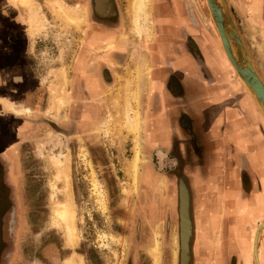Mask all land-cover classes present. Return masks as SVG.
Instances as JSON below:
<instances>
[{"label":"rangeland","instance_id":"obj_1","mask_svg":"<svg viewBox=\"0 0 264 264\" xmlns=\"http://www.w3.org/2000/svg\"><path fill=\"white\" fill-rule=\"evenodd\" d=\"M10 1L18 2L25 12L23 14L29 28L33 59L31 71H28L29 77L26 76L23 86L19 87L15 102L12 100L13 76L8 75V84L0 81V150L10 160L12 168L9 176L16 186L19 166L21 172L20 199L16 203L12 199L10 220H13L14 212L18 211L19 225L15 232L14 229L11 230L13 226H8L7 250L2 264H66L75 256H79L82 264H178L177 216L162 223L161 230V221H158L152 230L145 219L135 216L133 208L141 166L146 163L142 151H147L143 140L139 138L142 118L138 107L139 83L135 81H140L142 74L148 75L149 67L146 62L140 63L137 68L135 64L133 69L127 65V79L119 78L114 93L108 94V108L105 109L107 115L97 130L87 133L90 135L89 139L84 140L74 132L61 133L60 129L70 126L69 120L63 115L68 102L66 73L78 44L77 39L84 33L80 30L86 24V9L77 4L79 0H29L28 4L21 3V0ZM132 1L134 2L122 0L121 3L122 15L126 21L124 32L128 36L126 42L131 43L129 52L134 57L135 52H140L137 50L138 40L152 42L154 32L152 3L149 0L151 39L131 33ZM201 1L204 4L203 16L211 21L206 2L200 0L201 4ZM226 2L229 9L231 2ZM58 5L74 19H80V27L65 23L58 12ZM230 15L232 18L231 12ZM248 55L251 58V53L248 52ZM13 63L14 58L11 61H2L0 58V66L11 64L5 70L11 71ZM77 63L80 64V60ZM130 69L132 70L129 71ZM90 83L94 86L93 82ZM59 99L64 102L60 107ZM35 102L37 108L33 106ZM126 110L128 116L132 117L134 111L138 114L133 134L123 128L126 127ZM21 117L27 119L17 122L16 118ZM39 119L37 123L36 120ZM15 142L17 147L14 153ZM135 146L138 148L140 160L137 172L133 175L130 161ZM171 156L168 155L167 160L161 152L152 150L146 158L156 173L169 172L176 176V181L180 177L183 179L185 176L182 174L180 162ZM54 158H58L60 164L68 162L69 189L77 239L73 246L67 244L63 225L54 220V207L65 200L60 192L63 183L57 180L58 168L54 164ZM154 184L155 182L151 186ZM156 187L165 194L166 184L162 180L156 182ZM216 218L220 222V216L216 215ZM256 225L264 226L259 223ZM136 227H140L139 234ZM256 227L253 225L246 232L229 228L228 238L231 239V245L227 250L232 249L239 253V264H259L249 248L251 230ZM261 230L264 229H260L258 235ZM198 232V240L209 242L205 229ZM156 234L159 242L157 252L154 251ZM257 238L255 252L257 253L258 248L260 264H264V237ZM141 239V244H137ZM218 241L216 243L220 242ZM191 244L193 249V239ZM241 246L245 249H241ZM15 248L18 250L17 257H13ZM200 248L194 246L190 264H206V252ZM216 251L220 259L223 252L219 246ZM9 252L12 257H9ZM51 254H56L57 257L51 258Z\"/></svg>","mask_w":264,"mask_h":264},{"label":"crops","instance_id":"obj_2","mask_svg":"<svg viewBox=\"0 0 264 264\" xmlns=\"http://www.w3.org/2000/svg\"><path fill=\"white\" fill-rule=\"evenodd\" d=\"M176 2L151 0L152 11L155 7V13L159 12L152 15L156 19L152 22L154 39L143 51L137 46L140 52L134 57L128 52L114 81L117 79V87L119 78L127 79V65L133 69L135 64L137 68L146 62L149 67L148 75L142 74L140 81H135L139 83L142 118L139 138L147 148L142 153L146 158L150 151L157 150L163 158L168 160L172 155L180 162L189 191L192 231L198 238V230H206L209 242L199 243L203 251H208L222 245L225 221L230 223L228 229L242 232L264 222V114L227 64L212 22L203 16V2L193 0V25L175 18ZM230 2L233 23L264 82V0ZM15 11L0 5V18L7 15L9 21L6 27L0 22V58H14L11 71L5 70L11 64L1 65L0 81L3 74L13 76V98L33 52L30 38L26 42L20 27H15ZM7 30L12 34H6ZM5 80L8 84V76ZM147 160L145 168L154 171ZM159 178L169 189L168 199H172L175 213L179 182L168 172L159 174ZM224 202L227 207L222 211ZM219 214L222 226L217 222ZM219 225L220 242L216 243L217 233L213 231Z\"/></svg>","mask_w":264,"mask_h":264},{"label":"flooded vegetation","instance_id":"obj_3","mask_svg":"<svg viewBox=\"0 0 264 264\" xmlns=\"http://www.w3.org/2000/svg\"><path fill=\"white\" fill-rule=\"evenodd\" d=\"M122 0H79L81 7L86 9V24L83 27L82 36L78 37V44L74 50V54L71 57L70 65L68 72L66 73L68 84V102L66 105L65 112L63 115L66 116L67 120L70 122V126L66 127L63 130H59L61 133H76L81 136L82 139H89V132H94L99 128V125L103 122L105 116L107 115L105 109L108 108L107 101L109 100V93H113L117 88L114 81V78L117 77L118 72L123 69V65L129 49L131 48V43L126 42L128 36L125 34L124 30L126 29V21L122 15ZM177 2V11L174 13L175 18L184 21L187 24L193 25V0H185V6L182 5L183 0H176ZM196 3H199V0H195ZM5 4L8 7L15 9L16 13V24L15 27L22 30V38L28 42L29 28L25 20V13L22 9V6L18 2H13L10 0H0V5ZM158 7V6H157ZM154 16L155 7H153ZM14 11V10H13ZM159 13V12H158ZM157 13V14H158ZM13 14V12H12ZM165 15H170V12L164 13ZM7 16V15H6ZM0 18L2 26L9 25L8 18ZM154 20V21H153ZM156 19H152V22H155ZM154 25V24H153ZM156 25V24H155ZM14 29L16 30V28ZM6 34H12V30H7ZM1 35V33H0ZM93 35V36H92ZM95 41H93V38ZM134 40V39H133ZM138 40V39H137ZM139 42V43H138ZM136 43L138 48L143 51L145 50L146 41L138 40ZM109 45V46H107ZM108 49V50H107ZM33 53V52H32ZM29 58L26 61L25 67L22 72V81L16 87L15 95L17 94L19 87L23 86L25 77H29L28 71H31L32 64V54H29ZM10 60V59H8ZM77 60L80 64L77 63ZM11 61V60H10ZM4 68V67H3ZM0 66V71L3 70ZM3 74V73H2ZM5 77L2 78V82H6V77L8 75L3 74ZM93 82V85H90ZM22 84V85H21ZM13 85V84H12ZM92 86V87H91ZM14 87V86H13ZM14 91V90H13ZM15 95L13 102H15ZM37 102L33 104L37 108ZM28 107V106H26ZM31 109V107H29ZM32 110V109H31ZM27 119V117L16 118L17 122L21 123L22 120ZM21 121V122H20ZM40 121L36 120L38 123ZM14 153L17 147L16 142L14 143ZM145 150H147L145 146ZM143 155V153H142ZM144 160L146 161L145 155H143ZM146 163H143L140 171V179L137 190V197L134 200V212L135 216L145 219L148 223V226L153 230L155 223L160 222L159 228L161 230V225L165 221L173 219L177 216L178 218V199H177V210L174 213V208L172 205V199H168L169 189L165 187V194L157 190L156 182H158L159 174L156 171H148L145 168ZM151 165V164H150ZM19 166V163H18ZM152 167V165H151ZM12 165L10 160L6 155L0 150V264L3 263L4 254L6 253V242L8 238V226H13L12 229L15 232L17 226L19 225V215L18 211L14 212V217L11 220V208H12V199H20L19 192V178H20V166L19 168V177L17 181V186L10 179V170ZM145 168V169H144ZM153 168V167H152ZM154 169V168H153ZM169 173V172H168ZM171 174V173H169ZM174 175V174H172ZM175 176V175H174ZM176 177V176H175ZM182 179L181 177L179 180ZM177 180V182H179ZM155 182L154 186H151ZM178 184V183H177ZM13 189V192L12 190ZM178 190V189H177ZM13 194V198L11 195ZM170 202V203H169ZM220 206V204H218ZM222 211L226 209V202L221 204ZM15 209V208H14ZM16 210V209H15ZM211 214V213H210ZM211 216V215H210ZM220 220H223L221 214H219ZM234 220V219H233ZM179 221V220H178ZM222 226V221L220 222ZM233 223V221H232ZM259 224H264L261 222ZM230 225L229 221L223 223L224 237L222 238V245H219V249L223 252L221 260L216 255V248L214 250H208L206 252L205 263L206 264H239L240 255L235 250H227L228 246L231 245V239L228 238V226ZM217 228L215 233L218 232ZM137 234H139L140 227H136ZM161 233V231H160ZM179 235V228L178 232ZM218 233L216 241L218 240ZM253 235V232H252ZM259 239L264 237V230L260 231ZM193 239V249L192 247ZM141 240L137 241V244H141ZM258 243V238H257ZM260 243V242H259ZM243 244V243H240ZM190 261L191 257L194 255V246L201 247L198 238L195 236V231H192V236L190 239ZM200 248V249H201ZM232 248V247H231ZM245 249L244 246L240 247ZM179 249V248H178ZM257 254L259 257V252L257 248ZM12 253L9 252V257ZM18 250L13 252V257H17ZM51 258H56V254H51ZM179 255V253H178ZM252 255V254H251ZM264 257V254H263ZM254 258V257H253ZM262 258V255H261ZM259 264L261 259L258 258ZM179 261V256H178ZM189 261V264H190ZM238 261V262H237ZM220 262V263H219Z\"/></svg>","mask_w":264,"mask_h":264},{"label":"water","instance_id":"obj_4","mask_svg":"<svg viewBox=\"0 0 264 264\" xmlns=\"http://www.w3.org/2000/svg\"><path fill=\"white\" fill-rule=\"evenodd\" d=\"M212 26L219 38L222 50L239 80L264 114V82L257 73L252 59L237 32L226 0H205ZM201 20L203 16L198 12ZM251 90L252 92H250ZM178 228L181 253H187L184 264L190 261L192 221L189 191L183 179L178 184ZM182 263V259L180 261Z\"/></svg>","mask_w":264,"mask_h":264},{"label":"bare ground","instance_id":"obj_5","mask_svg":"<svg viewBox=\"0 0 264 264\" xmlns=\"http://www.w3.org/2000/svg\"><path fill=\"white\" fill-rule=\"evenodd\" d=\"M21 1L24 4L25 3L28 4L29 0H21ZM149 7H150L149 0H134V2L132 1L131 6H130V16L132 17L131 33H133L134 36H140V37L142 36L147 40H150L152 37V28H151V19H150ZM58 12L60 13L61 18L63 19V21H65V23H68L70 25H75L76 27H78L80 25L81 20L77 19V18L74 19L70 14L67 13V11H65L62 8L61 5H58ZM79 18H81V17H79ZM221 51H222V54H224L222 49H221ZM224 58L226 59L230 68L232 69V67H231V65H230L225 54H224ZM238 80H239V78H238ZM239 82L243 86L244 90H246L247 87L240 80H239ZM132 84H134V80L132 81ZM249 91L252 92L251 90H249ZM133 96H134L133 99L136 100L135 95H133ZM59 102H61L59 104V107H60L63 105L64 102L62 101V99H59ZM137 119H138L137 112H135V111L132 112V117H131V116H128V111L126 110L125 123H124L126 127H123V128L128 130V133L133 134V131L136 130L135 127H136ZM139 160H140L139 151H138L137 146H135L134 147V155H133L132 160L130 161L131 162L130 163V171L132 172L133 175L137 172ZM66 162L60 164L61 162L58 160V158L57 159L54 158V164L58 168L56 171L58 173L57 180H60L63 183V188L60 192L63 194V199H65L64 203H60L57 205L55 204L56 206L54 207V213H55V219L54 220L63 225V228L65 230V234L67 237V244L70 246H73V245H75L77 239H76L75 229H74V212H72L73 210H72L71 192L69 189L68 166H67L68 162L67 163ZM260 229H264V226H258L254 230H252L253 235L250 238L251 245L249 246V248L251 249V254L254 257L256 262H258L257 261L258 255L255 252L256 251L255 248H256L257 237H258V233H259ZM157 237H158V235L156 234V241H155V247H154L155 252H157V250H158V243H159L157 240ZM178 240H179V236H178ZM178 247H179L178 264H180L181 259L184 261L187 253L186 254L183 252L181 253L180 241H179ZM182 263L184 264V262H182ZM66 264H82V263H81V259L79 258V256H75L74 258H71L70 260H68V262H66Z\"/></svg>","mask_w":264,"mask_h":264}]
</instances>
